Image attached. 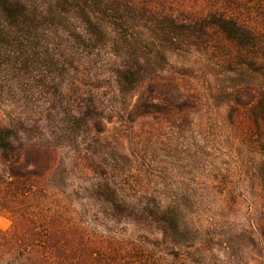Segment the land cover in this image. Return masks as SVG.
<instances>
[{
	"label": "rangeland",
	"instance_id": "1",
	"mask_svg": "<svg viewBox=\"0 0 264 264\" xmlns=\"http://www.w3.org/2000/svg\"><path fill=\"white\" fill-rule=\"evenodd\" d=\"M58 2L32 0L28 9L62 12ZM69 4L65 16L72 19L76 7ZM37 20L33 32L20 28L10 42L0 37V113H27L25 140L51 138L59 164L40 180L41 192L28 208H0V264L25 256L58 258L56 264H68L67 257L76 258L74 264H264V121L259 127L251 110L264 94V70L251 66V49L241 50L215 30L177 43L150 38L154 69L143 76L175 80L197 107L186 118L135 125L117 110L108 130L95 136L89 118L77 111L99 112L91 96L96 86L100 96L93 101L104 110L124 96L119 107L132 100L117 95L107 75L114 56L110 41L94 43L91 61L83 55L78 69L64 64L62 48L48 50L43 37L50 24L40 15ZM47 54L60 63L52 65ZM19 58L30 64H16ZM6 77L12 81L5 83ZM251 90L252 103L237 102L239 96L250 100ZM115 189L151 201L152 208H112L106 196ZM165 210L175 226L168 233ZM20 214L40 228L35 238L46 244L37 252L16 245L19 227L13 226ZM55 228L61 242L75 244L62 257L49 245Z\"/></svg>",
	"mask_w": 264,
	"mask_h": 264
},
{
	"label": "trees",
	"instance_id": "2",
	"mask_svg": "<svg viewBox=\"0 0 264 264\" xmlns=\"http://www.w3.org/2000/svg\"><path fill=\"white\" fill-rule=\"evenodd\" d=\"M58 1L62 12L43 10L45 13L38 14L36 9H28V2L31 4L32 0H0V37L3 41L10 42V37L20 28L33 32L38 22L37 17L40 15L47 20L48 25L50 24L49 28L45 29L44 45L49 47L48 50L51 49L50 47L62 48L60 49L64 53L62 56L54 51L55 54L63 58L64 64L76 65L78 69L83 65L81 61L83 55L86 56L85 62L91 61L90 57L94 52H90L89 49L94 43L99 40L110 41L114 56L110 63L113 67L108 69L107 75L114 82L117 95L126 94L132 100L126 107L121 108L119 104H123L126 97L124 96L109 110L108 106L104 110L93 101L100 96L96 86L91 96L93 108L99 112L96 114L86 112L85 115L83 111H77L78 117L83 116L86 122L89 118L95 136L108 130V123L113 122L117 110L124 109L129 121L135 125L150 120L172 121L181 116L186 118L189 112L197 107L196 98L191 93L185 92L175 80L159 79V75L148 78L143 76L146 75L148 68L154 69L149 56L151 47L155 44L151 39L168 37V41L177 43L188 34L202 38L215 30L241 50L251 49V53H254L251 56V66L264 70V0ZM70 2L75 5L77 13L72 19L65 16V12L69 10L68 6L73 7ZM52 24L61 27H52ZM52 35L53 41L50 40ZM62 37L65 38V42L57 43L54 40ZM161 51L166 55L165 49ZM47 59L52 65L60 63L52 54H47ZM17 63L22 67L30 64L28 60L23 61L20 58ZM93 75L90 78L91 82ZM9 81L12 80L6 77L4 82ZM255 97V93L251 90L250 100L242 101L239 96L237 102L246 106L252 103ZM251 110L254 121L261 127L264 121V94L251 106ZM107 115L111 116L106 117ZM29 119L24 112L18 116L14 113L9 116L0 113V208H7L11 213L19 208H28L29 203L41 192L38 185L40 180L52 175L59 164V147L50 141L51 138L42 142L25 140L23 131ZM261 150L264 153V145ZM106 188L110 189L111 184L107 183ZM106 200L112 208H152L151 201L140 202V199L135 201L134 198L117 193V189L106 196ZM146 211L142 209L143 213ZM21 215L17 218L19 223L13 226V228L19 227L17 232L20 237L15 240L16 245L22 247L21 245L24 244L26 250L37 252L39 247L46 244V242L38 243L40 239L35 238L40 235V228L35 223H30L29 218ZM163 215L165 223L163 229L168 233L169 229L175 226L172 217L168 215V210L163 211ZM46 232L48 233V230ZM3 234L0 231V235ZM60 237L63 235L59 229H53L49 245L58 251L59 257H62L66 255L68 248L74 249L75 244L68 238L61 242ZM5 242L15 246L8 240ZM56 259L25 256V258L1 261L3 264L60 262ZM76 260V258H66L68 264H74Z\"/></svg>",
	"mask_w": 264,
	"mask_h": 264
}]
</instances>
